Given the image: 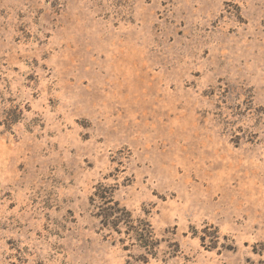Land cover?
<instances>
[{
	"label": "rangeland",
	"instance_id": "obj_1",
	"mask_svg": "<svg viewBox=\"0 0 264 264\" xmlns=\"http://www.w3.org/2000/svg\"><path fill=\"white\" fill-rule=\"evenodd\" d=\"M0 264H264V0H0Z\"/></svg>",
	"mask_w": 264,
	"mask_h": 264
},
{
	"label": "trees",
	"instance_id": "obj_2",
	"mask_svg": "<svg viewBox=\"0 0 264 264\" xmlns=\"http://www.w3.org/2000/svg\"><path fill=\"white\" fill-rule=\"evenodd\" d=\"M104 198L107 199L106 197H104ZM108 202H111V203H113L114 206H117V205L115 204L116 202H112V201H108ZM118 206H119V205H118ZM118 206H117V209L119 208ZM110 216H112V215H110ZM113 221L115 222V224H118V220H117V219H113ZM113 221H112V222H113Z\"/></svg>",
	"mask_w": 264,
	"mask_h": 264
}]
</instances>
